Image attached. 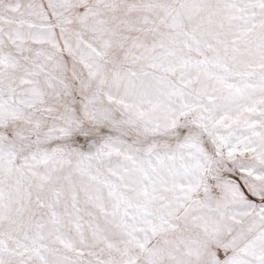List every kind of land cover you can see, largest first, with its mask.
Returning <instances> with one entry per match:
<instances>
[{"label":"snow or ice","instance_id":"1","mask_svg":"<svg viewBox=\"0 0 264 264\" xmlns=\"http://www.w3.org/2000/svg\"><path fill=\"white\" fill-rule=\"evenodd\" d=\"M0 264H264V0H0Z\"/></svg>","mask_w":264,"mask_h":264}]
</instances>
